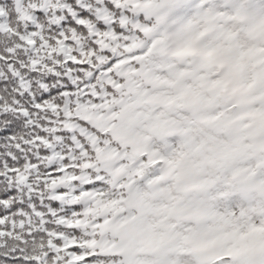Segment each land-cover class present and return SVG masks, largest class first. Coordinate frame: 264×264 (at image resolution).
Here are the masks:
<instances>
[{
	"label": "snow or ice",
	"instance_id": "obj_1",
	"mask_svg": "<svg viewBox=\"0 0 264 264\" xmlns=\"http://www.w3.org/2000/svg\"><path fill=\"white\" fill-rule=\"evenodd\" d=\"M0 264H264V0H0Z\"/></svg>",
	"mask_w": 264,
	"mask_h": 264
}]
</instances>
